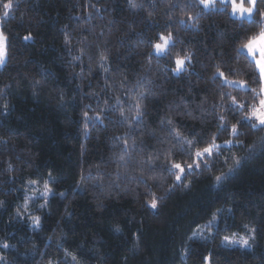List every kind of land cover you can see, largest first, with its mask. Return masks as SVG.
I'll use <instances>...</instances> for the list:
<instances>
[{"label": "trees", "instance_id": "obj_1", "mask_svg": "<svg viewBox=\"0 0 264 264\" xmlns=\"http://www.w3.org/2000/svg\"><path fill=\"white\" fill-rule=\"evenodd\" d=\"M3 3L0 264H264V127L242 119L261 97L236 52L264 21L195 0H12L8 17ZM231 97L247 107L229 111ZM213 142L177 182L181 147Z\"/></svg>", "mask_w": 264, "mask_h": 264}, {"label": "snow or ice", "instance_id": "obj_2", "mask_svg": "<svg viewBox=\"0 0 264 264\" xmlns=\"http://www.w3.org/2000/svg\"><path fill=\"white\" fill-rule=\"evenodd\" d=\"M196 3L203 5V9L206 11L214 10L217 7V0H195ZM219 6L222 10H228L230 8L229 15L235 17L237 19L243 20L247 17L249 20L253 19L254 16L260 17L262 21H264V10L260 7V0H218ZM3 12L4 17H8L9 10L13 8L12 0H4L3 3ZM183 23V21H181ZM252 26H249L251 29ZM247 36V32L245 33ZM31 33L24 36L23 39L25 41L32 39ZM175 44V40L173 39L172 34L169 32L167 35L164 33H160L158 35V41L153 45V49L157 55H166L169 54L170 48ZM9 47L8 37L4 34V31L0 29V65H4L7 62L8 54L7 49ZM241 49L246 50L247 57H249L253 62V82L259 84V94L260 99L256 106L251 107L250 112H248L242 119H246L249 121L251 128L264 127V28H261L258 34L247 36V40L242 44L241 48H237L236 52L239 55ZM151 55V53H149ZM103 59V58H102ZM191 57H176L175 58V68L172 69L175 73L179 74L185 70L186 61L190 60ZM218 75L225 81L231 84L239 85L241 88H247V81L242 80H227L225 72L218 71ZM251 92H255V89H250ZM223 98V97H222ZM247 106L245 104H240L237 102L236 97H231L230 101V109L231 112H236L238 110H244ZM139 114V113H138ZM84 116L87 118V113H84ZM235 118V117H233ZM223 119V117H221ZM169 123H171L169 121ZM220 128H223L225 131L228 130V126L226 124H221L218 126V131ZM231 133L233 135H239V129L236 124L231 125ZM215 139V138H214ZM225 143H231V141H225ZM193 145L190 143L187 148L181 147L180 154L188 155L191 159V163H187L186 166L180 162H173L170 165L169 171L175 170V180L177 182H181L182 179L186 178V174L189 172H194L199 169L201 163L207 162L208 157H213L215 155L214 149L222 151L220 149V145L217 143H211L202 148H196L195 151H191ZM236 165L240 164V160L237 159L234 161ZM233 171L232 168H229V172ZM226 176L224 174L220 176H216L215 179L217 182H221ZM47 188V185H45ZM51 190L48 189V192ZM45 193V195L48 194ZM61 195H63L61 193ZM151 208L155 209L157 207V200L155 196H153L149 205ZM216 219V216H213V220ZM32 220L35 226L39 227L40 217H32ZM211 224V221H209ZM251 231L255 232V229ZM193 235H197V233H193ZM254 239L253 237H250ZM222 243L227 242L228 245L240 244L241 246H249V239H240L237 240L235 237L230 238L229 236H224ZM2 247L7 248L9 245L7 243L3 244ZM0 259H3L0 257ZM205 261L210 260V257H205ZM51 264V262H50Z\"/></svg>", "mask_w": 264, "mask_h": 264}, {"label": "rangeland", "instance_id": "obj_3", "mask_svg": "<svg viewBox=\"0 0 264 264\" xmlns=\"http://www.w3.org/2000/svg\"><path fill=\"white\" fill-rule=\"evenodd\" d=\"M217 4H219V2H218V0H217ZM203 6V5H202ZM229 10H230V8H229ZM235 18V17H234ZM235 19H237V18H235ZM240 20V19H239ZM243 20H249L247 17H245ZM0 29H1V24H0ZM154 53L156 54V52L154 51ZM157 55V54H156ZM158 56H161V55H158ZM190 62V60H188V61H186V63H185V67H186V65H187V63H189ZM5 65V64H4ZM4 65H0V68H2ZM175 74H177V73H175ZM235 239H237V240H240L239 238H237V237H235ZM227 243V242H226ZM233 246H241L240 244H235V245H233ZM241 247H244V246H241Z\"/></svg>", "mask_w": 264, "mask_h": 264}, {"label": "crops", "instance_id": "obj_4", "mask_svg": "<svg viewBox=\"0 0 264 264\" xmlns=\"http://www.w3.org/2000/svg\"><path fill=\"white\" fill-rule=\"evenodd\" d=\"M246 53V50H243Z\"/></svg>", "mask_w": 264, "mask_h": 264}]
</instances>
